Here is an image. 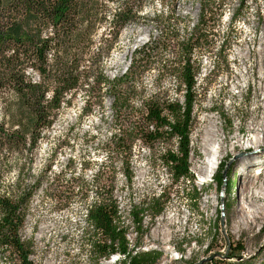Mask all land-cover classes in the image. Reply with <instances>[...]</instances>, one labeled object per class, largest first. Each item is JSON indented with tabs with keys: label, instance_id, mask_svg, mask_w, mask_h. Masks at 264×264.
<instances>
[{
	"label": "rangeland",
	"instance_id": "1",
	"mask_svg": "<svg viewBox=\"0 0 264 264\" xmlns=\"http://www.w3.org/2000/svg\"><path fill=\"white\" fill-rule=\"evenodd\" d=\"M225 4L221 19L216 21L211 56L200 53L201 56L193 59L198 60L199 66L193 111L196 127L191 134L194 153L189 155L193 181H181L167 190L160 201L165 202V208L159 216L153 218L149 212L143 213V235L138 239L131 225V206L169 188V174L162 166L154 173L149 170L145 166V154L134 145L135 180L129 187L120 171L114 179V196L122 221L128 227V250L158 254L157 264H264V223L255 224L252 230L239 231L233 227L237 196L243 185L242 179L239 184L241 174L232 167L237 154L231 152L230 146L228 156L215 160L211 174L203 179V162L212 160L202 150L206 131L213 129L229 137L237 135L236 131L242 128L245 133L241 144L246 148L253 137L246 131L259 116L256 99L263 98L260 89L264 84V0H247L243 7L239 6L240 0H225ZM134 10H141L139 18L125 25L116 41L108 35L102 36L101 31L95 36L93 48L99 46L100 37L110 47L109 56L100 61L106 77L113 80L125 74L134 52L147 43H154L152 56L155 57L144 65L138 83L142 91L139 96L163 92L167 99L182 104L183 88L178 76H160L156 66L160 59L177 62L175 58L182 40L197 22L198 0L173 3L139 0ZM233 15L235 23L231 22ZM159 42L165 43L158 45ZM87 66L88 63L81 64V67ZM212 66L216 68L213 70ZM28 74L37 81L31 72ZM85 100L80 93L75 94L70 104L58 112L51 127L39 130L40 137L31 152V174L43 176L42 189L31 201L21 232L23 240L33 242V264H92L78 244L84 220L83 205L75 202L62 209L55 206L54 200V196L69 198L81 183L91 180L97 168L102 173L101 180L109 177L106 150L113 130L111 99L104 98L94 106H85ZM7 101L0 102V122L4 124L7 119L2 116L10 113L4 109ZM220 165L225 167L221 173L224 183L217 188L219 178L214 181V177ZM91 196L89 192L88 204ZM121 259L114 255L98 264H119Z\"/></svg>",
	"mask_w": 264,
	"mask_h": 264
},
{
	"label": "trees",
	"instance_id": "2",
	"mask_svg": "<svg viewBox=\"0 0 264 264\" xmlns=\"http://www.w3.org/2000/svg\"><path fill=\"white\" fill-rule=\"evenodd\" d=\"M138 1L0 0V102L8 99L9 105L4 109L10 110L8 116H2L7 122H0V264H33V242L23 240L21 232L31 201L42 189L43 176L31 174V152L40 137L39 130L50 128L62 107L79 93L87 98L85 106L111 99L113 130L106 150L109 177L101 180L102 173L97 168L91 180L81 183L69 198L54 196L55 206L64 209L75 202L83 205L78 244L92 264L114 255L122 258L119 264H157L158 254L128 250V227L114 196V179L120 171L129 187L135 180L134 145L145 154L149 170L154 173L162 166L169 174V188L131 206V225L138 239L143 235V213L159 216L165 208V202L160 201L167 190L181 181H193L189 155L194 153L191 134L196 127L194 91L199 72L198 60L193 59L200 53L211 56L215 27L226 4L225 0H198L197 22L182 40L177 62L160 59L156 66L160 76H178L183 88V103L179 104L167 99L163 92L139 96L144 65L155 57L154 43L135 51L127 72L113 80L106 77L100 64L109 56L106 39L100 37L99 46L93 48L98 31L116 41L124 26L139 18L141 10H134ZM246 1L240 0L239 6L243 7ZM235 20L233 15L231 22ZM82 63L89 66L81 67ZM28 72L37 81L29 78ZM224 168L220 165L214 177V181L219 178L217 188L224 183ZM89 192L93 197L88 204ZM189 200L195 202L194 198Z\"/></svg>",
	"mask_w": 264,
	"mask_h": 264
},
{
	"label": "bare ground",
	"instance_id": "3",
	"mask_svg": "<svg viewBox=\"0 0 264 264\" xmlns=\"http://www.w3.org/2000/svg\"><path fill=\"white\" fill-rule=\"evenodd\" d=\"M260 92L263 93V98L256 99L259 116L246 131L253 136L246 148L241 144L245 133L241 128L236 131L237 135L229 137L224 132L221 136L213 129L206 131L202 149L203 154L212 158L207 164L203 162L205 165L203 179L211 174L215 160L223 159L221 156H228V146L231 147V152L237 154L232 167L241 174L239 184L242 179L243 186L237 196V207L234 210L232 223L239 231L252 230L255 224L264 223V84Z\"/></svg>",
	"mask_w": 264,
	"mask_h": 264
}]
</instances>
